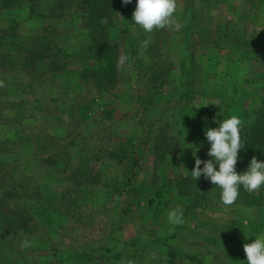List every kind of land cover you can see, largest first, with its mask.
I'll list each match as a JSON object with an SVG mask.
<instances>
[{
	"label": "rangeland",
	"instance_id": "374dc122",
	"mask_svg": "<svg viewBox=\"0 0 264 264\" xmlns=\"http://www.w3.org/2000/svg\"><path fill=\"white\" fill-rule=\"evenodd\" d=\"M40 6L41 18L0 7V33L17 21L24 43L73 51L60 69H36L0 50V264H247L244 244L264 237V185L231 206L216 186L199 199L180 191L208 180L190 173L194 155L212 159L205 130L245 122L264 95V53L252 50L264 0H177L181 27L151 35L109 10L101 38L115 46L117 77L101 94L77 73L92 63L80 56L87 5ZM78 153L95 175L76 185L61 161ZM176 207L183 224L168 221Z\"/></svg>",
	"mask_w": 264,
	"mask_h": 264
},
{
	"label": "trees",
	"instance_id": "16d2710c",
	"mask_svg": "<svg viewBox=\"0 0 264 264\" xmlns=\"http://www.w3.org/2000/svg\"><path fill=\"white\" fill-rule=\"evenodd\" d=\"M42 1L43 0H0V7L13 6L12 8H15L16 12L22 9L20 14L22 17L34 16L36 14V16L41 18L43 17L40 6ZM83 2L87 5L91 13L88 21L84 25V29L87 30L88 39L82 43L80 56L85 60L84 62L89 60L92 63L88 65L81 64L82 66L78 68L77 73L86 81L91 79L92 84L96 88V92L101 94L104 93L105 89L113 85L115 77H117L116 65L118 66L115 46L110 44L108 40L104 42L101 38V33L104 28V24L101 21L108 17L106 14L109 10L113 12L120 11L125 13V15L131 16L136 7V0H131L128 4H124L122 0H83ZM50 14L53 15L52 12ZM15 29H17V21L10 24L8 28H3V30H1L0 50H8L9 52L15 49L18 52L24 53L25 58H28L26 61L35 63L36 69L41 67L45 68V65L48 69H60L64 66L62 60H65L69 53L73 51L66 45H58L52 51H49L47 47L44 48L45 45L41 42L28 45L24 43L23 41L25 40L22 39L27 38L16 32ZM137 29L139 30V27ZM156 30L157 29H154L149 35L155 34ZM41 32L43 33L44 31L41 30ZM129 37L131 38L127 40V44L130 46L135 39L139 38V33L134 35V37L132 35H129ZM157 42L158 40H153L152 43ZM259 45H254L252 50L264 53V39L261 46ZM188 62L190 65L194 66L193 58L190 55ZM183 63L184 61L180 64ZM188 69L190 68L188 67ZM154 70L158 72V69L154 68ZM159 74L160 72H158V74L155 73L152 78H157ZM153 80L155 79H152V81ZM79 94L80 93L77 95ZM75 101L76 105L84 103L81 96H77ZM240 134L244 146L238 153L239 158L235 165L237 173H242L247 170L253 156L259 161H264V95L261 96L260 103L253 108L251 118L242 123ZM91 164L92 161L89 157L80 156L79 153L75 158L65 156L61 161L63 170H68L65 177L72 182L75 181L76 185L82 182L86 183L92 178L94 179L95 172ZM215 167L218 169V164H216ZM197 183L196 181H190L189 184L184 187L186 188L184 192L180 191V193L194 195L196 199H199L201 198L200 196L203 195L201 191L207 192L210 186H216L213 185L209 179L205 182V185H203L204 187L202 184L197 187ZM5 184H7V182ZM6 194L11 195L12 192L8 189L6 190ZM247 196H250V193L247 192L243 186H240L238 198L245 200L244 198ZM163 241H166V238H164ZM172 249L173 247L168 245V252H171Z\"/></svg>",
	"mask_w": 264,
	"mask_h": 264
},
{
	"label": "clouds",
	"instance_id": "9594fccd",
	"mask_svg": "<svg viewBox=\"0 0 264 264\" xmlns=\"http://www.w3.org/2000/svg\"><path fill=\"white\" fill-rule=\"evenodd\" d=\"M122 2L128 4L131 0H122ZM176 11L177 0H136V7L131 18L136 25L148 33L165 27L179 29L181 25L174 18ZM148 43V40L143 41L142 47L146 48ZM126 60L127 56L122 57L121 63ZM216 123L218 127L205 130L206 139L210 143L208 155L212 159L201 161L194 155L195 166L190 173L194 180L203 175L213 185L218 186L221 190L222 203L225 206H231L238 198L240 186L251 193L258 191L264 185V161H259L253 156L247 170L237 173L235 165L239 158L238 153L244 146L240 134L242 121L239 117L232 115ZM214 163L218 164V169L214 167ZM168 221L174 225L183 224L182 210L179 207L169 210ZM243 250L247 264H264V237H257L251 243L244 244Z\"/></svg>",
	"mask_w": 264,
	"mask_h": 264
}]
</instances>
